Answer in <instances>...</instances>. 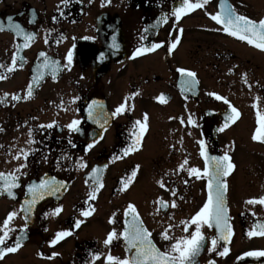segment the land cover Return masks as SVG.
Instances as JSON below:
<instances>
[{
    "label": "flooded vegetation",
    "instance_id": "af4514ba",
    "mask_svg": "<svg viewBox=\"0 0 264 264\" xmlns=\"http://www.w3.org/2000/svg\"><path fill=\"white\" fill-rule=\"evenodd\" d=\"M180 2L111 0L102 7V0H70L67 6L62 0H0V22L5 25V31L0 32V64L5 68L10 66L16 45L23 44L22 39L8 30L9 17L36 34L31 46L21 49L24 62L18 61L16 70L7 73L0 69V74L7 76L0 79V97L8 94V102L0 104V129H3L0 131V172H14L24 162L23 158L14 159L19 150L35 149L23 174L17 173L21 186L14 189L15 199L6 194L0 196V227L9 213H19L10 223L16 231L10 234L8 244L14 243L18 235L25 236L22 247L16 253L7 254L0 264H91L93 252L104 256L111 252L115 257L125 258L129 254L122 239L109 247L103 242L113 229L122 232L123 212L128 204L136 206L156 246L166 250L170 242L161 240L160 233L169 223L167 217L174 215L171 223L178 225L170 235L177 238L185 235L180 221L195 215L207 199L206 179L189 178L186 171L177 172L185 158L189 161L186 168L197 167L203 171L205 163L198 140L205 141L211 156L227 152L235 165L234 171L225 178L234 235L227 245L221 242L217 250L227 246L229 253L221 257L209 251L210 240L216 232L205 227L203 231L209 243L197 258L198 264H208L209 260H215L216 264H264V257L244 256L249 251H264V237L247 235L257 220L264 222V205L245 203L264 196V143L252 139L258 127L256 112L258 109L264 112V52L217 31L220 26L207 13L215 14L220 0H211L204 8L190 12L177 22L171 11ZM227 2L238 14L257 21L264 19V0ZM165 16L167 22L163 19ZM145 28L149 30L147 33ZM181 28L183 33L179 31ZM61 35L65 39L57 44ZM113 37L118 50L109 47ZM175 39L180 43L170 51ZM152 43L163 46L131 58L136 48L150 47ZM69 50H73L71 71L63 67ZM41 52L51 60L60 61L62 67L55 79L50 70L41 69L45 72L44 78L34 86L33 96L29 98L27 86L36 75L37 65L43 62ZM101 54L105 57L103 62L99 59ZM178 69L197 74L199 83L192 91L182 89L183 77ZM245 73L251 89L244 83ZM137 92L139 95H134ZM209 92L226 97L241 114L223 132L217 129L223 125L227 105L207 95ZM12 95L21 99L13 101ZM161 95L166 97V103L159 102ZM75 97L79 100L71 103ZM256 97L261 98L259 102ZM125 98H129L128 106H134L133 110L110 120L107 132L102 133L87 118L88 106L93 100L101 102L104 111L110 114ZM61 102L67 111L59 107ZM256 103L258 109L252 107ZM145 113L149 117L148 130L141 148L113 161L112 157L120 154L129 142L132 124L142 120ZM190 113L199 127L187 125ZM180 118L185 124L180 123ZM73 119L82 121L83 134L69 132L66 125ZM52 122L57 125L52 129L38 127ZM29 131L37 143L28 144ZM101 133L104 139L86 151L87 144ZM69 139L77 147L72 148ZM63 156L71 159H62ZM80 157L84 158L87 168L75 166ZM105 165L106 170L101 174L104 186L96 200L90 201L95 211L83 217L80 212L87 208L85 201L90 191L86 181L93 168ZM137 167L133 182L122 190L121 180ZM45 174L64 181L67 187L59 196L39 201L28 220L26 234L21 233L19 230L25 221L19 210L27 198V186L39 183ZM185 179L189 180L187 185L183 183ZM160 180L165 182L163 189L157 183ZM170 189H175L178 197L184 199L172 197ZM146 194L150 196L147 198ZM158 198L167 202L176 199L179 206L167 212L161 210L154 216L157 207L154 201ZM56 207H62L63 211L58 216L45 218V213H51ZM114 213L116 222L110 224ZM77 219L83 221L79 229L74 226ZM61 230H70L73 235L50 246ZM53 253L58 255L52 259L41 255L51 257ZM104 256L95 264H106Z\"/></svg>",
    "mask_w": 264,
    "mask_h": 264
},
{
    "label": "snow or ice",
    "instance_id": "6c2138e0",
    "mask_svg": "<svg viewBox=\"0 0 264 264\" xmlns=\"http://www.w3.org/2000/svg\"><path fill=\"white\" fill-rule=\"evenodd\" d=\"M70 0H62V4L67 6ZM81 2V0H77ZM211 0H181L178 7H174L171 11V16L175 17V20H179L189 14L192 11L197 9L204 8L209 4ZM111 0H102L101 6L105 4H110ZM59 7V6H58ZM212 21H214L220 28L217 31H223L230 37H234L237 40L244 41L248 45L255 47L256 49L264 52V19L254 20L245 15L238 14L236 9L232 7L227 0H220L219 10L215 14L207 13ZM61 16L64 15L63 12L60 13ZM55 17L53 20L55 21ZM164 21L167 22L168 17L165 16ZM159 24V21L157 22ZM8 30L12 31L18 39L23 40V44H17L16 50L11 57V65L5 68V65L0 64V69H5L7 73H11L16 70L18 61L23 63L24 57L20 55L22 48H28L31 46V43L35 41L36 34L26 31L19 23H14L11 17L7 21ZM5 31V25L3 22H0V32ZM148 28L144 29V32L147 33ZM180 33H183V29H179ZM51 33L49 32L48 35ZM65 39L62 35L56 41L57 44L61 40ZM75 39V38H73ZM84 39H91L90 37H84ZM145 37L142 36L141 40H144ZM45 42H48V36L45 37ZM180 43L179 39H175L170 45V51L175 49ZM161 43H152L150 47L140 46L136 48L135 52L132 54V59L141 57L146 53L153 52L158 48L162 47ZM112 49L119 48V45L116 43V38L113 37L112 44L109 46ZM43 58V62L37 65L36 75L32 77L31 83L27 86V96L31 98L33 96L34 86H37L39 81L44 78V70H50L52 73L53 79L59 74L61 70V63L58 60H51L47 57V54L41 52L39 54ZM104 55L101 54L99 59L101 62L104 60ZM73 66V50H69L66 55V64L63 65L64 68L71 71ZM181 77V86L183 90L192 91L199 81L196 79V73L193 71L178 69ZM7 76L0 74V79H6ZM83 79V77H81ZM244 83L248 84V87L251 89L252 85L249 84L247 79V74H244ZM134 95H139V93H134ZM207 95L212 96L217 101H223L227 105V109L223 114V125L217 129L219 132L225 131L228 127L234 124L240 118V112L230 103V101L219 94L209 92ZM20 96L12 95L11 100L19 101ZM128 99L125 98V101L121 103L118 107L115 108L110 114L104 111L103 105L97 100H93L88 106V115L87 118L93 123L96 124L103 132H107L108 124L110 120H114L127 111L133 110L134 106H128ZM260 97H256L257 102L260 101ZM79 100V97L73 98L71 103H76ZM160 103H166V97L161 95L158 97ZM8 102V94L6 93L3 97H0V104H6ZM59 107L67 111L64 107L63 102ZM253 108L258 109V103L252 105ZM257 125L252 139L253 141H258L264 143V112H261L259 109L256 112ZM148 120L149 117L145 113L142 120H136L132 124L131 129L129 130V142L121 150V153L112 157V160H119L131 153L138 151L142 146V140L145 133L148 130ZM82 121L79 119H73L69 124L66 125L69 132L83 134L80 127ZM180 123L185 124V120L180 118ZM187 125L192 127H199L196 123V120L193 117V114H189L187 117ZM56 123L41 124L38 127L40 129H52L56 127ZM3 131V129H0ZM99 134L98 138L94 136L92 141L87 144L86 151H90L96 144L104 139L103 134ZM190 134V133H189ZM30 139L28 144L37 143L36 140L31 139L33 133L28 132ZM197 143L200 146V156L204 158L205 167L203 171L197 167H185L189 164L187 158L184 159L183 163L179 165L177 172L186 171L189 178L194 177L197 180L206 179L207 181V199L202 207L191 216L189 219L180 221V225L183 226V232L186 233L180 237H175L170 235L172 229L177 227L171 223L174 219V215H169L167 226L163 228V231L160 233V238L163 241H169L170 244L166 250L161 251L159 247L153 242L152 232L148 230L145 226L144 221L141 219L140 214L134 204H128L123 212L124 222L122 232H117L115 229L110 231L104 240L105 247H109L113 244L114 241L123 240L125 251L129 254L125 258L115 257L109 252L106 256L103 253L93 252L90 254L91 264H95L97 260H100L104 256L106 264H198V257L205 248V245L209 243L207 237L204 234L203 229L206 227L208 229H215L216 235H214L210 240V252H217L221 257H225L229 253V248L223 246L222 250H218V246L223 242L224 245H227L232 236L234 235L233 227L231 224L232 217L229 215V207L227 201V191L228 184L226 182V177L229 176L235 169V165L232 163L231 157L224 153L222 156H211L207 152L206 143L204 140H198ZM68 144L72 148L77 147L71 139L68 140ZM2 147V146H0ZM231 147V146H230ZM10 151V150H9ZM35 152V149L19 150L18 154L14 156V159L20 161L23 158V163L15 169L14 172L3 173L0 172V196L7 195L10 198L15 199L14 189L19 188L20 185V175L17 173L23 174L22 170L28 166V158ZM47 155L43 157V160H47ZM62 159H71L70 156H63ZM77 168H87V164L84 161L83 157H80L75 165ZM106 165L104 168L96 167L92 169L91 175L88 177L86 183L90 188L88 193V198L85 201L87 208L80 212V215L83 217H89L95 209L92 207L90 201H94L97 198V193L100 189L103 188L102 176L101 174L106 170ZM138 167L134 168L129 175L124 177L121 180L122 190H126L129 185L133 182L134 178L137 175ZM91 181V183H89ZM159 186L163 189L165 188V182L160 180L157 182ZM183 183L187 185L189 183L188 179L183 180ZM67 187L66 183L61 180H57L55 177H49L45 174L44 177L40 179L39 183H30L27 186V198L24 199L23 204L19 210L20 213H23V218L25 221V226L19 231L21 233L27 232V223L30 216L33 214L36 204L39 201L44 200L48 196H59L62 194V191ZM172 197H178V193L175 189H170ZM180 200H183V196L178 197ZM247 205H264V196L256 199H249L245 201ZM155 207L153 215H159L161 210L167 212L169 208L175 209L179 205L176 199H172L170 202L165 201L163 198H158L154 201ZM63 211L62 207H56L51 213H45V218L49 215L58 216ZM18 212L13 211L8 214L7 218L3 222V226L0 227V261H2L7 254L16 253L22 247V240L25 238L24 235H18L12 244H8L10 240V234L16 229L10 227V223L14 218L18 216ZM255 216V213H252ZM115 213L113 218L109 220L110 224H114ZM82 220L77 219L75 221V228L79 229ZM194 230L190 231V229ZM47 231V229H45ZM73 235L70 230H61L58 231L54 238L50 241V246H55L64 238ZM248 237H264V222L257 220L247 232ZM46 259H52L57 253H53L51 257H43ZM245 257H264V251H249L244 253ZM208 264H216L215 260H209Z\"/></svg>",
    "mask_w": 264,
    "mask_h": 264
},
{
    "label": "rangeland",
    "instance_id": "374dc122",
    "mask_svg": "<svg viewBox=\"0 0 264 264\" xmlns=\"http://www.w3.org/2000/svg\"><path fill=\"white\" fill-rule=\"evenodd\" d=\"M159 122H162V121H159ZM150 196V194H146V197L148 198Z\"/></svg>",
    "mask_w": 264,
    "mask_h": 264
}]
</instances>
